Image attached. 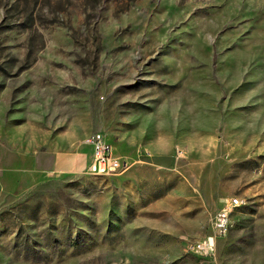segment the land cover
I'll return each instance as SVG.
<instances>
[{
  "label": "rangeland",
  "instance_id": "374dc122",
  "mask_svg": "<svg viewBox=\"0 0 264 264\" xmlns=\"http://www.w3.org/2000/svg\"><path fill=\"white\" fill-rule=\"evenodd\" d=\"M92 1L0 0V264H264V0Z\"/></svg>",
  "mask_w": 264,
  "mask_h": 264
},
{
  "label": "built area",
  "instance_id": "2783aa9c",
  "mask_svg": "<svg viewBox=\"0 0 264 264\" xmlns=\"http://www.w3.org/2000/svg\"><path fill=\"white\" fill-rule=\"evenodd\" d=\"M91 147V160L88 171L98 175H114L125 171L127 164L119 156L113 153L110 142L100 132L92 133L91 140H85ZM245 203V200L233 196L213 216L211 224L213 231L202 238L186 242V250L196 256H207L215 248L217 238L227 234L230 227L232 212L237 204Z\"/></svg>",
  "mask_w": 264,
  "mask_h": 264
},
{
  "label": "crops",
  "instance_id": "0c3cea01",
  "mask_svg": "<svg viewBox=\"0 0 264 264\" xmlns=\"http://www.w3.org/2000/svg\"><path fill=\"white\" fill-rule=\"evenodd\" d=\"M64 158L61 157L59 160L62 161ZM88 159H89V157L88 158H82L79 155L74 156L73 158H68V160H69L68 163H67V161H66V163L65 162H61L62 165H60V169H61V171H65V172H78V171H81L82 169H84V167L87 166L88 163H90V161ZM65 160H66V158L63 161H65Z\"/></svg>",
  "mask_w": 264,
  "mask_h": 264
},
{
  "label": "trees",
  "instance_id": "16d2710c",
  "mask_svg": "<svg viewBox=\"0 0 264 264\" xmlns=\"http://www.w3.org/2000/svg\"><path fill=\"white\" fill-rule=\"evenodd\" d=\"M31 1V3H32V6L34 7V6H36L37 4H39V3H43V4H45V5H47V6H50V4H51V0H12V4H11V6H16V5H19V4H28L29 2ZM63 1H66V3H69L71 0H56V3H58V4H60V3H62ZM85 2H87V1H89V4H91V5H93V4H95L96 2H94V1H92V0H84ZM96 1V0H95ZM28 16H30V15H27L26 16V18L28 19H30V17H28ZM31 20H32V18H31Z\"/></svg>",
  "mask_w": 264,
  "mask_h": 264
},
{
  "label": "bare ground",
  "instance_id": "6f19581e",
  "mask_svg": "<svg viewBox=\"0 0 264 264\" xmlns=\"http://www.w3.org/2000/svg\"><path fill=\"white\" fill-rule=\"evenodd\" d=\"M88 140H91V137L88 139ZM243 203H239V204H237V208H238V206H240V205H242Z\"/></svg>",
  "mask_w": 264,
  "mask_h": 264
}]
</instances>
